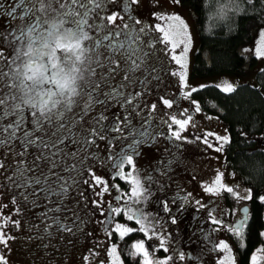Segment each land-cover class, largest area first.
Returning <instances> with one entry per match:
<instances>
[{"label":"snow or ice","instance_id":"snow-or-ice-1","mask_svg":"<svg viewBox=\"0 0 264 264\" xmlns=\"http://www.w3.org/2000/svg\"><path fill=\"white\" fill-rule=\"evenodd\" d=\"M136 2L137 0H15L5 10V4L0 0V13L19 21L15 27L0 33V48H7L10 53H14L10 59L0 53V175L9 182L0 187L11 186L16 189L12 194L14 205L17 203V195L24 205L38 207V200L47 202L44 205L45 211L39 214L43 224L42 235L35 237L41 241L49 240L48 244L42 245L45 248L49 247L50 238L57 235L63 241L64 234H67L70 237L69 244L72 243L71 238L87 235L84 233L87 216L80 215L78 204L69 207L66 201L80 183L78 178L85 172L100 183V178L95 177L88 163L90 160L111 163L116 177L131 179L134 186L131 188L130 203L125 206L127 219L139 217L137 223L149 221L141 208L136 207L133 211V206L139 205L141 200H146L151 195L150 185L154 181L151 175H146L144 183H141L134 156L140 154L139 148L142 145L154 142L162 133L158 130L159 125H153L151 113L142 115L141 104L137 101L146 91V86L153 80H162L160 73L167 70L157 55L147 29L136 27L139 21L129 14L131 24L117 26L114 23L118 19L116 9L121 4L123 12L129 13ZM174 2L179 3V0ZM110 11L112 14H107ZM167 19L179 23L187 33V25L179 16ZM159 31L164 32V29L160 28ZM60 39H64L67 46L59 45ZM186 39L190 44L191 37L186 34ZM72 41L78 43L74 45ZM175 47L176 44L173 43V51ZM188 51L189 48L185 45L180 56L171 57L180 67V71L171 72V75L178 77L185 88L189 85L183 59ZM255 55L264 58V32L261 33ZM54 58L60 61L59 68L53 63ZM65 69L76 79L75 94L68 90L60 91L57 86L59 95L50 104H46L44 94L39 89L45 84H56L54 75L67 74ZM132 85L138 86L140 91L130 90ZM216 87H222L225 93L236 90L229 82L217 84ZM195 91L197 88H190L183 93L184 98H190ZM48 99L51 100V97ZM163 103L172 107L170 100L165 99ZM191 103L195 105L196 112L201 111L196 101ZM115 105H119L123 115L113 113L110 118L106 113ZM151 108L155 110L156 105L153 104ZM191 120V116L187 119L172 117L171 122L162 123H167L169 129H172L173 124L179 126L178 130L171 131L169 137L179 141L184 139L181 133ZM215 139L225 143L229 141L227 135L215 136ZM98 141H106L108 145V155L103 160L96 152H89V149L99 147ZM203 142L211 147L207 138ZM114 146L119 147L118 152L112 151ZM220 150V147L216 148V151ZM126 164L131 166L135 175L133 172L125 175L123 169ZM170 165L171 162L167 165L163 161L158 162L161 175L167 172ZM222 175L217 176L216 186L206 187L205 191L219 195L223 189L238 201L253 199L250 189L242 194L238 186L234 189L222 184ZM83 183L88 184L89 181L84 180ZM114 187L118 190V186ZM104 191H108L107 186ZM77 196L85 200L84 210H87L88 203L83 193L77 192ZM72 199L76 200V197L73 196ZM257 199L264 203V195H259ZM196 203L203 207L200 201ZM93 204L99 207L98 202L93 201ZM165 208L167 210L166 204ZM15 211L19 214L22 209L17 207ZM65 211L70 212L71 216L61 218L60 214ZM122 211L125 209H110L112 215ZM243 211L247 212L248 209L244 208ZM87 215L90 216L91 213ZM211 220L214 225L222 223L215 216ZM172 222L175 223V219ZM11 223L20 227L19 220ZM243 223L241 221L240 226L229 229L240 239H243ZM34 227L39 228L40 225ZM3 229L4 225L0 224V245L7 246L9 240L14 238L8 236ZM115 230L121 239L134 231L132 228L122 230L120 224L115 226ZM140 231L147 232L148 227L142 226ZM159 246L167 251L164 237H161ZM217 247L230 252L227 243L220 242ZM134 248L132 255L142 254L144 264H168L172 259L169 256L165 260L153 261L149 258L144 241L135 244ZM3 252L4 248H0V253ZM84 259L87 260L88 257L85 256ZM184 259L185 253L180 252L179 260ZM0 262L7 264L5 255L0 254ZM220 264H225V261L222 260ZM229 264H235L231 257Z\"/></svg>","mask_w":264,"mask_h":264},{"label":"rangeland","instance_id":"rangeland-1","mask_svg":"<svg viewBox=\"0 0 264 264\" xmlns=\"http://www.w3.org/2000/svg\"><path fill=\"white\" fill-rule=\"evenodd\" d=\"M3 2L7 10L9 5L15 3V0H3ZM116 13L118 19L114 22L115 25L131 24L130 14L139 21L137 28L147 29L148 36L153 40L157 49V55L167 70L160 73L162 80H153L146 86V91L137 101L141 104L142 115L147 116L151 113L153 125H159L158 130L162 133L154 142L142 145L139 148L140 154L134 156L135 168L139 170L141 183H144L146 175H151L154 181L150 185L151 195H148L146 200H141L139 205L133 206V211L136 207L141 208L149 217V221L137 223L139 217L133 220L127 219L125 206L130 203L131 188L134 186L131 184V179L116 177L111 163L103 164L90 160L88 163L95 177L100 178V183L85 172L78 178L80 183L66 201L69 207L78 204L80 215L87 216L88 222L84 227V233L87 235L71 238V244L68 243L70 237L67 234H64L63 241L57 235L55 238H50L49 247H43L42 245L48 244L49 240L41 241L35 237L42 235L43 224L39 219V214L45 211L44 205L47 202L38 200V207L24 205L17 195L15 197L17 203L14 205L12 194L16 189L11 186L0 187V224L4 225L5 233L14 238L9 240L7 246L0 245V248H4V252L0 254L5 255L7 264H126L124 254L134 252V245L144 241L149 251V258L153 261L165 260L171 256L172 259L168 261V264H220L222 260L225 264H229L231 257L235 260V264H239L237 253L240 254L239 249L242 248L243 239L238 238L229 229L234 227L233 225L238 221L237 217L242 216L240 209L246 207L249 201H238L232 196L230 202H227L223 198V189L217 195L206 192L205 188L216 186L215 181L220 174H223L222 184L234 187V189L238 186L242 194L248 190V186L240 183L238 175L226 165L225 146L227 143L215 139V136L227 135L229 137L227 126L219 117L205 113L198 102L196 103L201 111L196 112L195 105L191 103L193 100L184 98L183 93L189 91L190 88L223 85L225 82L232 83L234 86L239 83H250L257 86L256 76L264 66V58L257 57L255 49L260 43L264 28L255 30L252 39L243 46L245 54L255 55L258 60L257 65L246 74H219L193 78L191 73L194 57L199 48V34L196 15L190 5L184 4L182 0H179V3H175L174 0H137L135 5L129 9V13L123 12L122 4L116 9ZM107 14L112 13L110 11ZM171 16L180 17L187 25V33L179 23L170 22L167 19ZM18 23V20H13L0 13V33L15 27L14 24ZM160 28H163L164 32H160ZM186 34L191 37L190 44H188ZM173 43L176 44L174 51ZM185 45L189 48L183 59L188 88L181 84L178 77L171 75V72L180 71V67L171 57L172 55L180 56ZM245 49L247 51H244ZM0 53L9 59L11 55H14L7 48H0ZM130 90L140 91V88L132 85ZM165 99L172 101L171 108L163 103ZM153 104L156 105L155 110L151 108ZM113 113L122 116L123 110L119 105H115L106 115L111 118ZM188 116H191L192 120L181 133L184 139L177 141L175 138H169L171 131L178 130L179 126L173 124L172 129H169L168 124L162 121L171 122L172 117L187 119ZM205 138L209 140L211 147L205 145L203 142ZM97 143L99 147L89 149V152H96L103 160L108 155L107 142L98 141ZM261 144L264 145V137ZM217 147L221 150L216 151ZM112 151L118 152L119 147L114 146ZM160 161H163L165 165L171 162L164 175H161V170L158 169ZM5 163L7 164L8 161ZM123 171L125 175L129 172L135 175V171L127 164ZM84 180H88L89 183L84 184ZM8 184L9 182L0 175V185ZM114 185L118 186V190ZM105 186L108 191H104ZM77 192H82L83 197L87 199V210H84L85 200L77 196ZM73 196L76 200L72 199ZM93 201L98 202L99 207L93 204ZM196 201H200L203 207ZM17 207L22 209L19 214L15 211ZM117 207L125 211L112 215L110 209ZM89 212L90 216L87 215ZM60 215L63 218L65 215L71 216V213L65 211ZM212 216L220 219L222 223L214 225L211 220ZM9 217L11 220H8ZM173 219L175 223L172 222ZM14 220L20 221L19 228L11 223ZM117 224L122 226V230L132 228L134 231L131 233L138 234L137 238L128 240L127 236L131 233H127L121 239L115 230ZM35 225H40V227H34ZM142 226L148 227V231H140ZM153 233H155L154 237ZM230 236L235 244L227 241V237ZM161 237H164L168 252L159 246ZM125 239H127L126 242H124ZM220 242L227 243L230 252L218 248L217 245ZM113 246H115L114 252ZM180 252L185 253L183 261L179 260ZM85 256L88 257L87 260L84 259ZM134 257L137 260L139 258L141 264H144L142 254ZM253 264H264V247L256 251Z\"/></svg>","mask_w":264,"mask_h":264},{"label":"trees","instance_id":"trees-1","mask_svg":"<svg viewBox=\"0 0 264 264\" xmlns=\"http://www.w3.org/2000/svg\"><path fill=\"white\" fill-rule=\"evenodd\" d=\"M182 2L193 8L198 25L199 48L194 57L193 78L246 74L257 65V57L245 54L243 46L252 39L255 30L264 28V0H243V14L235 16L227 25L214 28L211 34L205 31L209 21L207 13L217 0ZM256 79L257 86L239 83L233 93H225L216 85H206L198 88L189 98L198 102L205 113L219 117L227 126L226 165L253 195L249 201L251 215L243 231L242 248L239 249V264H253L256 251L264 247V203L257 199L259 195H264V145L261 144L264 137V66L258 71ZM231 197L223 192L227 202ZM137 235L131 233L127 239H136ZM123 258L126 264H141L132 251L124 254Z\"/></svg>","mask_w":264,"mask_h":264},{"label":"clouds","instance_id":"clouds-1","mask_svg":"<svg viewBox=\"0 0 264 264\" xmlns=\"http://www.w3.org/2000/svg\"><path fill=\"white\" fill-rule=\"evenodd\" d=\"M244 8L243 0H217L215 6L207 13L209 21L206 22L205 25L206 33L211 34V31L214 28L229 24L235 16L243 14ZM71 43L75 45L78 42L72 41ZM58 44L67 46L64 39H60ZM53 63L56 64L57 68L61 66L60 61L55 58L53 59ZM65 72L67 73L66 69ZM53 78L55 79L56 84H45L39 89V91L44 94V101L46 104H50L51 101L55 100L59 95L57 86H59L60 91L68 90L71 91L73 95L75 94L76 79L71 73H56ZM48 97H51V100H49Z\"/></svg>","mask_w":264,"mask_h":264},{"label":"flooded vegetation","instance_id":"flooded-vegetation-1","mask_svg":"<svg viewBox=\"0 0 264 264\" xmlns=\"http://www.w3.org/2000/svg\"><path fill=\"white\" fill-rule=\"evenodd\" d=\"M14 26H16V25L14 24ZM246 206L249 207V213H248V218H249L250 215H251V211H252L251 204L249 203V204L246 205ZM241 209H242V208H241ZM241 209H240V212H241ZM241 213H242V212H241ZM243 216H244V215H243V213H242V216L237 217V219L240 220V219L243 218ZM247 222H248V221H245V222H244V225H243L242 231H244V228H245ZM203 230H204V228H203ZM227 239H228L227 241H231V242H233V244H235V242L232 241L231 237H227ZM167 252H168V251H167ZM237 255H238V258H239V253H237Z\"/></svg>","mask_w":264,"mask_h":264},{"label":"water","instance_id":"water-1","mask_svg":"<svg viewBox=\"0 0 264 264\" xmlns=\"http://www.w3.org/2000/svg\"><path fill=\"white\" fill-rule=\"evenodd\" d=\"M244 208H247L248 211H247V212H244V211H243ZM244 208L241 209V212H242L243 215H244L243 218L240 219V220H238V221L233 225L234 227H238V226H240V222H241V221H248L249 207L246 206V207H244ZM242 228H243V226H242Z\"/></svg>","mask_w":264,"mask_h":264}]
</instances>
